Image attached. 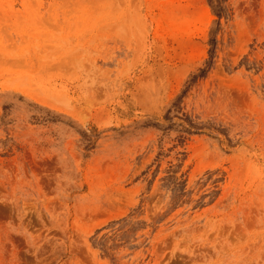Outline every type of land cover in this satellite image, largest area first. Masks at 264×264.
Here are the masks:
<instances>
[{"label":"rangeland","instance_id":"rangeland-1","mask_svg":"<svg viewBox=\"0 0 264 264\" xmlns=\"http://www.w3.org/2000/svg\"><path fill=\"white\" fill-rule=\"evenodd\" d=\"M0 264H264V0H0Z\"/></svg>","mask_w":264,"mask_h":264}]
</instances>
